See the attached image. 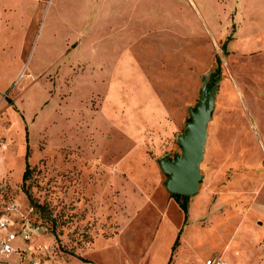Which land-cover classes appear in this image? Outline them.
I'll return each instance as SVG.
<instances>
[{"label":"rangeland","instance_id":"1","mask_svg":"<svg viewBox=\"0 0 264 264\" xmlns=\"http://www.w3.org/2000/svg\"><path fill=\"white\" fill-rule=\"evenodd\" d=\"M216 55L185 214L161 162ZM2 218L37 227L2 264H264V0H0Z\"/></svg>","mask_w":264,"mask_h":264},{"label":"water","instance_id":"2","mask_svg":"<svg viewBox=\"0 0 264 264\" xmlns=\"http://www.w3.org/2000/svg\"><path fill=\"white\" fill-rule=\"evenodd\" d=\"M214 89L207 98L205 83L202 86L201 99L196 109L191 111V119L179 136L181 154L173 161L161 162L162 169L169 174L166 188L174 194L191 196L198 189L201 179L200 163L204 155L207 137V124L212 118ZM208 99V101H207Z\"/></svg>","mask_w":264,"mask_h":264},{"label":"built area","instance_id":"3","mask_svg":"<svg viewBox=\"0 0 264 264\" xmlns=\"http://www.w3.org/2000/svg\"><path fill=\"white\" fill-rule=\"evenodd\" d=\"M37 229V227L29 229H21L16 232L8 224L5 218L0 219V264H2L8 256L13 252L18 251L16 245H14V240L20 237L24 242L29 239L30 231ZM206 264H226L220 258H210L206 260Z\"/></svg>","mask_w":264,"mask_h":264},{"label":"trees","instance_id":"4","mask_svg":"<svg viewBox=\"0 0 264 264\" xmlns=\"http://www.w3.org/2000/svg\"><path fill=\"white\" fill-rule=\"evenodd\" d=\"M229 38V37H228ZM224 54L227 53L225 48V42L221 46ZM215 67L208 73L205 81L206 91L209 92L215 86V84L221 79L222 76V69H221V58L220 56L215 57ZM28 156V150L26 152V158ZM29 164L26 159V168H28ZM27 170V169H26ZM27 174V173H26ZM25 178V175H24ZM174 199L179 203L181 210L186 214L187 213V206H188V196L187 195H179L172 193Z\"/></svg>","mask_w":264,"mask_h":264},{"label":"crops","instance_id":"5","mask_svg":"<svg viewBox=\"0 0 264 264\" xmlns=\"http://www.w3.org/2000/svg\"><path fill=\"white\" fill-rule=\"evenodd\" d=\"M221 1H224V0H221ZM192 2V1H191ZM233 38H235V37H233ZM263 47V46H262ZM228 53L230 52V53H232V55L234 54V53H236V51L235 50H226ZM235 51V52H234ZM240 51H243V50H240ZM239 51V52H240ZM225 56H227L228 54L226 53V54H224ZM233 82H234V80H233ZM235 83V82H234ZM207 126H208V124H207ZM207 132H208V129H207Z\"/></svg>","mask_w":264,"mask_h":264}]
</instances>
